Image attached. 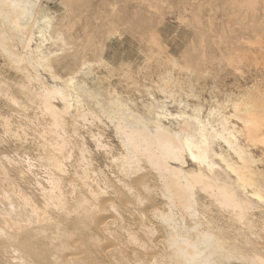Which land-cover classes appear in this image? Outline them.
I'll list each match as a JSON object with an SVG mask.
<instances>
[{"label":"rangeland","instance_id":"rangeland-1","mask_svg":"<svg viewBox=\"0 0 264 264\" xmlns=\"http://www.w3.org/2000/svg\"><path fill=\"white\" fill-rule=\"evenodd\" d=\"M234 1L243 6L240 5L239 8L238 4H235ZM247 1L248 0H31V2H22L21 5L25 9L22 18V26L28 28L30 32L27 31V38L20 37L22 43L20 41H17L18 44L16 42L17 45L13 43V47L17 56L19 58L24 56L26 62H29V64L31 63V66L29 64L28 66L32 68L28 67L27 71L26 69L24 70L25 65L24 67L21 64V66L16 65L18 69L19 67L21 68L19 69L21 71H19L14 67L15 64L12 65L13 63L6 56L0 54V216L3 217L4 215L3 218L7 216L10 220H13L15 217H18L19 214L24 220L26 217L33 220V218H35L33 217L35 215H32L34 211H31L33 208H30L31 206L28 204H33L32 207L35 206L39 208L38 210H41L42 207V209H44L45 206L43 205H45V201L42 198V190L43 188H46L45 190L47 191L50 190L47 177V175L49 176L50 169L45 159L47 157L46 155L54 149L57 143L67 144L69 146L68 150V146L65 145V152L70 156L67 155L70 160H67L65 163L68 165H65V168L68 169L66 172L69 177L72 175L74 176V174L69 173H75V171L81 173V168L85 165V163L82 162V155L79 152L81 148L86 149L85 158H87V162L91 160L90 164H93L92 169L94 167L96 171L99 169L105 170L107 175L115 171V169H111V166L107 169L109 164L106 165L108 160V156L106 157V155L109 153V150L115 151L114 153L120 151L117 140L114 138V124L120 118L116 115L115 117L111 115V110L119 111V108H121V111L127 112H124L125 115L122 114L126 121L128 120V123L131 122L140 126L142 123L139 120H142L151 131H153L154 123L157 120L156 114H160L161 110L164 109L163 112L167 113L166 115L169 120L165 119L163 125L177 133H180V131L182 132V130L185 131V133H192V136H194L193 138H196L195 134H199V130H203V128L205 130L207 127L205 131L208 132L205 134L212 132L211 130L220 129L219 119L228 116L227 118L230 117L232 119L229 118L228 123L230 121V125L232 124L236 131H239V134H237L239 145L246 150L248 149L247 151L250 152L252 156L254 155L253 158L255 162L259 161L263 163H258L255 166L256 169H259V172L262 170L264 171V143L262 145L260 144L264 141V137H259L261 138V142L257 139L259 142L256 141V144L255 142L253 144V142L248 141L246 138L248 134V132H246V127L243 128L244 124H242L240 119L238 120L236 117H233L235 114L234 112H236L234 108L236 104H239L241 108L253 105L256 101L259 102V104L257 103L259 106L264 104V0L254 1V5H252V2L251 4ZM248 3L252 5L254 10H250L252 8L250 7L251 5H247ZM256 4L258 5L256 6ZM253 6L256 7L254 8ZM62 33L63 35H60ZM56 34L58 36H56ZM31 35L32 37H30ZM62 37H64V39ZM152 38H154V40H152ZM27 42L29 43L30 50L24 48ZM20 44H23V46L21 47ZM37 47H40L39 50L41 52H39V50L37 51ZM233 51L235 52L233 53ZM68 53H73L74 55L67 56ZM42 56L52 61V66H48L47 68H49V71L51 70L50 68L53 69L51 70L53 76L47 71L46 67L37 65V60ZM83 57L86 59L85 61ZM240 59L242 61H240ZM50 61H48L49 65H51ZM81 63L83 65H81ZM183 68L186 70H183ZM187 69L190 72H188ZM24 72H29L30 74H28L34 79L37 78L35 80L36 82L33 81V85L28 84L24 75L22 76ZM55 75L58 78H56V80H54ZM72 77L74 78V85L78 88L74 86L76 90L73 92L74 97L71 98L72 100L69 99L71 105L69 116L67 114L63 115L64 117L68 116L65 119L67 124H69L65 129H62L57 127L58 125H55L54 121H50V118L53 120V116L44 113L43 105H40V101L34 99V96L42 91L43 86L47 88H60L63 87L65 79ZM22 85L26 87L30 85V89L27 88L31 96L21 92L20 86ZM79 87L85 89L86 92H82ZM255 88L256 92L258 89L257 93L253 92ZM250 90H252V92ZM114 94H116V96H114ZM258 94L261 96L259 97ZM76 96L79 97V100L76 99ZM261 98H263V100ZM112 99L115 102H113ZM253 100L256 101L252 102ZM76 101L79 103L77 104ZM248 101L251 102L248 103ZM52 102L53 107L55 106L58 111L64 112V102L61 99L58 98ZM110 103L114 106L112 107L111 105L110 107ZM242 103H244L243 105L245 106L242 107ZM118 104L121 107L118 106ZM115 106L118 108H114ZM149 111H152L153 114ZM254 111L256 110L254 109ZM88 112L89 114H87ZM214 112L215 114H213ZM83 114L88 115L85 120L81 118ZM223 114L224 116L221 117L220 115ZM49 115L51 117L48 118ZM92 116L95 119H93ZM108 116L112 117L113 123L107 118ZM193 117L196 118H194V121H196L197 124L191 122L193 121ZM187 118H189L190 128L180 127L184 126L183 120H188ZM90 123L92 124L90 125ZM151 124H153V127ZM195 124L197 126L200 125L199 128H203L198 130V127H196L197 129H195V127H192ZM191 128L192 130H190ZM208 128L209 130H207ZM72 129L74 131H72ZM193 129L195 132H192L194 131ZM219 129L217 130L218 132L214 130L212 134L210 133L209 136L207 135L208 140L211 139L212 142L215 143L212 144L213 146L211 147L214 152L217 154L224 152L226 154L227 149L221 138H216L219 139L217 140L219 143L213 140V137L220 133L221 130ZM48 130L54 134L49 133ZM185 133L180 134H182V136L184 134L185 136ZM241 133L242 135H240ZM94 136L96 138H93ZM198 138L197 136V139ZM94 142H96V144ZM97 142H101L100 144H103L106 148H99ZM75 147H77V149ZM107 147L109 148L107 149ZM44 153H46V155ZM230 155L235 158L233 153H230ZM262 155L263 158L261 157ZM79 158L81 159L79 160ZM260 159L262 160L260 161ZM214 163L217 165L216 169L219 167L223 174H229V172L225 170L223 163L220 162V159L214 158ZM71 166L72 168H70ZM110 169L112 170L111 172ZM262 174H264V172H262ZM23 175L25 177H23ZM111 175H109L110 178H113L115 174L113 173ZM261 175H259L261 178L258 177L263 181L264 177ZM226 177H229L232 181L236 180L235 177L230 174ZM66 179L68 180L69 178L66 177ZM97 179L98 183H95L98 185H93V189L98 192L102 189H104V191H109V188H106L108 186L105 182L100 180L101 177ZM16 182L17 184H15ZM73 182L77 185L76 189L81 190L78 186L79 183L77 181ZM154 182H152L153 184L151 185L153 190H156L155 185H157V183L156 181ZM46 184H49V186ZM66 185H64L66 187H64L63 191L73 196L74 193L72 192V188L69 187L68 184ZM99 185L103 188H99ZM86 190L89 192V189ZM86 190L83 189L82 191L84 192ZM104 191L102 190L100 192ZM68 194L65 196L69 200L72 196ZM21 196L26 202L27 200L29 202H24ZM86 197L89 198L88 195H86ZM19 198L22 200L20 199V201ZM249 198L253 200L251 196H249ZM251 200L250 203L253 202ZM7 201H9V204ZM156 202L159 205V207L157 205V208H159L161 212L167 213L168 210L166 208L164 209L162 200L159 196ZM263 202L260 204L263 205ZM260 204V207L258 206V211L257 209L255 210V216L257 218L255 216L253 218V220L257 219L256 221L258 223L254 221L256 222L255 225L256 229L258 228L257 230H262L264 227V206ZM136 206H138V208H136ZM146 206L147 203H145L144 206L133 205L131 209H129V213L128 210L125 212L120 210V213H118L120 214V219L116 214L115 219L118 220H115L116 222L114 221V224H111V228L109 229L110 234H102L104 238L101 235L102 232L98 233L99 230L95 227L92 228V230L89 229L88 233L97 238L98 244L104 243L100 246L102 249L110 250L108 248L114 242L113 245L115 247L120 246L121 243L126 240L125 238L129 237V233L138 232L137 228L140 222L137 217L140 216V213L144 214L147 212V215L145 214V225L151 226V223H153L157 228L162 226L163 223L160 220V222L158 220L156 221L152 216L155 211L154 208L150 211L146 209ZM141 207L143 211L146 212H143ZM5 208L6 210H4ZM11 208H14V211ZM139 208H141V211ZM144 208L146 210H144ZM54 209L55 211L51 210L49 213L54 211L59 215V208ZM56 209H58L59 213H57ZM24 210H27L26 213ZM259 210L262 213L259 212ZM148 212L150 215H148ZM213 212L210 214V217L216 219L218 215L217 211L213 210ZM15 214L16 216H14ZM49 215L52 217L55 216L54 214V216L51 214ZM71 216V219H73V215ZM23 219L22 224L26 223ZM107 220L112 221L113 219ZM187 222L190 224L189 220ZM122 223L125 225L122 226ZM127 223L129 226H127ZM33 224L37 225L35 219L33 220ZM135 226L137 228H135ZM163 226H165V224H163ZM242 230V236L248 237L253 242L261 243V239H257L254 235L255 232H250L246 229ZM112 233L114 235H112ZM51 234L52 233H50V235ZM119 238L121 240L123 239V242L120 241ZM117 239H119V241ZM105 240H108V242ZM75 242L79 243H75V245H77L73 246L75 248H80V241ZM105 242L107 243L106 246L110 244L108 248L102 246L105 245ZM110 248H113L112 245ZM72 250H69L66 255L68 253L72 254ZM8 251V254L5 253V256L3 254L2 256L0 255L2 258L4 256L3 260L0 259V264H17V258L14 257L17 255L13 254L12 249H8ZM71 254L67 255L69 257L67 258L68 260ZM6 257L9 259V261L6 259L8 263H6ZM12 257L15 258V261ZM2 261H4V263ZM12 261L14 263H10Z\"/></svg>","mask_w":264,"mask_h":264},{"label":"bare ground","instance_id":"bare-ground-1","mask_svg":"<svg viewBox=\"0 0 264 264\" xmlns=\"http://www.w3.org/2000/svg\"><path fill=\"white\" fill-rule=\"evenodd\" d=\"M24 1L31 2V0H0V54L6 56L13 63L12 65L15 64L14 67L17 70L21 68L19 67L18 69L16 65L17 66L23 65V67L25 65L24 70L25 69L27 70L28 67L32 68L30 67L31 63L29 64V62H26V58L24 56L21 58L17 56V54L14 51V47H13L14 45L13 43L16 44L17 41H20L21 36L25 38L28 35L27 31H29L28 28H24L22 26V18L25 13V9L22 7L21 4ZM254 1L256 2L257 0H253V1L248 0L247 2L253 3ZM236 3L238 4V2H235V4ZM249 3L247 5L252 4V3L251 4ZM240 5L242 4H238L239 8H240ZM247 5H244V6L248 7ZM252 5H254V3ZM252 5L250 6L251 8H252ZM257 5L258 4H256V6ZM256 6H253V7L255 8ZM250 10H254V9L252 8ZM60 35H63V33ZM56 36L58 35L56 34ZM30 37H32V35ZM62 38L64 39V37ZM152 40H154V38H152ZM20 45L21 47L23 46V44H20ZM24 46L26 50H30L29 48L30 46L28 42ZM39 49L40 47H37V51ZM39 52L41 51L39 50ZM234 52L235 51H233V53ZM70 53H68L67 56L75 54V52L74 54L73 53L70 54ZM231 58H232V55H231ZM241 59L240 61H242ZM85 60L86 59H84V61ZM48 61L50 60L47 57L42 56L40 59L37 60V65L44 66L46 68L48 66L51 67L52 61H50L51 65H49ZM82 63L81 65L83 64L85 65V62L83 64ZM28 64L30 66H28ZM92 65H95V64H92ZM101 65H102V62H101ZM50 69L53 70L52 68ZM51 70L49 71V68H47V71L50 72V74L53 76V74L51 73ZM183 70H186V69L183 68ZM189 70H190V67H189ZM189 70L187 69L188 72H190ZM26 72H24L25 74L23 73L22 76L24 75L28 84L30 85L32 83L34 84L33 81L37 79L36 78L37 76L35 77L36 79H34L31 77V75H29L30 74L29 72H28L29 74ZM56 78L57 77L55 75L54 80H56ZM73 81H74L73 77L69 79H65L63 82L64 83L63 87H60V88L58 87L57 88L56 87L47 88L46 86H43V88L41 87L42 91H40L34 96V99L39 100L40 105H43L42 107H43L44 113L50 114L53 116V120L52 118H50L51 119L50 121L51 122L54 121L55 122L54 124L58 125L57 127H60L62 129H65L66 126L69 124V123L67 124V121L65 118L69 116L68 115L69 109L71 107L69 103V99L74 97L73 92L76 91L74 87L76 85H74ZM29 86L27 85V87L30 89ZM27 87L24 85L20 86L21 92H24L25 94H29V90ZM76 88L78 87L76 86ZM256 88H255V91L253 90V92H256ZM79 89L82 90V92H86V90L83 89L82 87H79ZM250 91L252 92V90ZM257 92H258V89H257ZM114 96H116V94H114ZM260 96L261 95H259V97ZM58 98L64 102V112L63 113L60 110L58 111L57 108H55V106L53 107L52 105L53 103L52 101ZM78 98L79 97L76 96V99ZM263 98L261 99L263 100ZM113 99L112 101L115 102L114 101L115 99L114 100ZM254 101L256 100H253L252 102ZM250 102L248 101V103ZM78 103L79 102H77V104ZM257 103L259 104V102L256 101L255 104L250 105V106H245L243 105L244 103H242L241 104L242 107L245 106L243 108H241L239 104H236L235 107L233 106L236 112H234L235 113L234 116L232 115L233 117H236L238 120L240 119L242 124H244L243 128L246 127V132H248V134H247V137L245 135L243 136H245L248 141L253 142V144L254 142L256 144V141L259 142V140L261 142V138L259 137L261 136L264 137V104H261L262 103L261 102L260 103L261 105L259 106L257 105ZM111 105L112 104L110 103V107ZM254 105H257V106H254ZM113 106L114 105H112V107ZM118 106L120 105L118 104ZM116 107L117 106H115L114 108ZM120 109L121 108H119V111L118 110L117 111L111 110L112 112L110 111L112 113L111 115H113L114 117L116 115L117 117L120 118L114 124V132H115L114 138H116L117 140V144H118L120 151L118 153H114L115 151L113 152V150H109L108 151L109 153H107L106 155V157L108 156L106 165L109 164L107 166V169H109V166H111L112 170L115 169V171H112L110 169V172L112 171L111 174L113 173L115 174L113 178H110L109 175L111 174L108 173L109 175H107V173H105V170L99 169L98 171H96L94 170V167L92 169L93 164L92 163L90 164L91 160L87 162L88 160H86L87 158H85V154H86L85 148H81L79 151L80 154L82 155V162L85 163V165L83 164L84 165L83 168H81V173L75 171V173H69V174H74V176L73 175L70 177L67 176L68 173L66 172V170L68 169L65 168V165H66L65 163L67 160H70L69 158L70 156L66 154L65 152V149H66L65 145L67 144H59V143L55 144L56 146L51 151L52 154L51 152L48 153V155L44 153L47 156L45 159L47 161L46 164L49 166V169H50L49 176L47 175L48 182L50 184V187H49L50 190L47 191L45 190L46 188H43L42 190V196H43L42 198L45 201V205L43 206L45 207L44 209H42L43 207L42 208L40 207L41 210H38L39 208L35 206L32 207L33 204L31 203L28 204L31 206L30 208H33L32 210L30 208L28 209L36 213L35 214L33 212L32 215H35L33 216L35 217L33 218V220L35 219L37 225L33 224L32 219H28L26 217L27 219L25 218L24 220L23 218L19 216V214H18V217H15L14 219L12 216L13 220H10V218H8L7 216L6 218L8 219L3 218L4 215L3 217L0 216V218L2 217L0 219V255L2 256L3 254L5 256V253L8 254L9 252L8 249L10 250L12 249L13 254L17 255V256L13 255L15 258H17L16 260L17 264H264V227L262 228V230H257L258 228L256 229V225H255V223L257 222L256 221L257 219L253 220L255 216V210L257 209L258 211L259 204L260 203L262 204V202L264 201V178L262 181V179H260L261 177L259 176L264 171L262 170L261 172H259V169H256V166H255L258 163L259 164H263V163L257 160H256L257 162H255L253 158L254 155L252 156L250 152L247 151L248 149L246 150L244 147L239 145L238 143L239 141L237 138V134H239L238 133L239 131L237 132L235 127L232 126V124L230 125V121L228 123V119L230 117L229 118H227L228 116L223 117L224 114L220 115L223 118L219 117L220 118L219 119L220 129L218 127L217 128L221 131L220 133L216 134L215 137H213V140L217 141L219 139H216V138L220 137L221 140L224 142L223 144H225L227 151H226V154L224 152L217 154L211 148L213 146L212 144H215V143H213L211 139L208 140L209 134L210 133L212 134L215 129L214 130L210 129L212 132L205 134L208 132V131H205L207 127L205 128V130L203 127L199 128L200 125L197 126L196 125L197 122L194 121L196 119L195 117L192 118L193 121L191 120L190 121L196 124L194 126L192 125L191 126L195 127V129H197L196 127H198V130L203 128V130L202 129L199 130L200 131V132L198 131L199 134L196 133L198 135L194 133L196 138H193L194 136H192L193 135L192 133L189 134V132H186L189 134L188 135L182 129H181L182 132L180 131V133H185V136L184 134L182 136V134L172 131L171 129H168L169 127L168 128L165 127L163 125V122H165L164 121L165 119L166 120H169V119L166 115L167 113L163 112L164 109L161 110L160 114H156L157 120L155 121V123L153 122L154 123L153 131L148 129L147 126L144 124V121L142 120H139L142 123L141 125L139 124L140 126L134 123H131V122L128 123L127 122L128 120L126 121V119L123 116L125 111L123 112V110L121 111ZM254 109L256 111H254ZM150 113H152V111ZM66 114L68 116L64 117L63 115H66ZM87 114H89V112ZM209 114L212 115L211 113ZM213 114H215V112ZM50 115L48 116V118L51 117ZM86 116L88 115L83 114V116L81 117L82 120H85L87 118ZM42 117H43V114H42ZM107 118L111 121V123H113V119L111 116H108ZM187 119L188 120H185V119L183 120L184 126H180V127L187 128V129L190 128L189 118ZM54 124H53V127H54ZM91 124L92 123H90V125ZM152 125L153 124H151V126ZM218 129H216L215 131H217ZM190 130H192V128ZM207 130H209V128ZM72 131L74 130L72 129ZM192 132H195V130ZM240 135H242V133ZM102 136L101 138L104 140ZM197 136L199 137L198 139H197ZM93 138H96V137L94 136ZM194 139L195 140L197 139V140L195 141ZM62 143H63V140H62ZM94 143L96 144V142ZM100 143L97 144L99 148H102V149L106 148L103 144H100ZM217 143L219 142L217 141ZM263 143L264 141L260 144L262 145ZM67 148L69 150V146ZM75 148L77 149V147ZM108 148L109 147H107V149ZM230 153H233L235 158L231 157ZM67 155L69 157H67ZM261 157L263 158V155ZM214 158L220 159V162L223 163L225 170L229 172L230 175H233L235 177L236 179L235 181H232L229 177H226L229 174L228 173L223 174L222 170L219 169V167L218 169H216L217 165L214 163ZM80 159L81 158H79V160ZM261 160L262 159H260V161ZM70 168H72V166ZM262 175L261 176L264 177V174ZM23 177L25 176L23 175ZM66 177H68L69 179L67 180ZM99 177H101L100 180L105 182V184L108 186L106 188H109V191H104V189H102L104 192H100L102 190L98 192L97 190L93 189V185H98L97 178ZM73 181H77L79 183L78 186L81 188V190L76 189L77 185ZM154 181H156L157 183V185H155L156 190L154 189L155 195H154V190L151 185L153 184L152 182ZM65 182L66 184L69 185V187L72 188V192L74 193L73 196L72 194H68L63 191L64 187L67 186ZM15 184H17V182ZM49 184H46V185L49 186ZM99 188H103V187L99 185ZM83 189L84 190L89 189V192L87 190H86L87 192L86 191L83 192L82 191ZM66 194L71 195L72 198L68 200L65 196ZM86 195H88L90 199L86 197ZM158 196L162 200L164 209L166 208L168 210L167 213H163L160 211L159 208H157L158 204L156 201H157ZM249 196H251L253 200H251ZM20 199L21 198H19V200ZM250 200L253 202L250 203ZM8 202L9 201H7V203ZM24 202L26 201L24 200ZM28 202L29 201L27 200L26 203ZM145 203H147V206H146L147 210L149 209L151 211V209L154 208L155 211L152 214L153 218L156 221L160 220L163 224H165V226H163L162 224V226L157 228L155 227L156 225L155 226L153 225V223H151L152 224L151 226L145 225L146 224L145 214L147 215V212L143 211V208L141 207L142 211L146 213L144 214L140 213V216L137 217L140 223H138L139 227L137 228L135 226V228L138 229V232L129 233V237L125 238L126 240H124V242H123V239L121 240L119 238L120 241L123 242L121 243L120 246L115 247L113 245L115 243L114 242L113 244H111L113 248H110L111 246L110 244H108L110 245L108 248V245L106 246L107 244L106 242H108V240L107 241L105 240L106 241L105 245H102V246H104V248L106 246V248L110 250L102 249V247L100 246L101 244H104V243L98 244L97 238L91 236L92 234L89 235L90 234L88 233L89 229L92 230V228L94 227L97 228V230H99L98 233L102 232L101 235L103 233L105 235L110 234L109 229L111 228V224H114V221L118 220V219H115V217L120 215L118 214L120 213V210H123L124 212L128 210V213H129L130 212L129 209H131V206L133 205L144 206ZM28 205L26 206L28 207ZM261 206H264V204ZM54 208H59V212H60L59 215L54 212L55 211ZM136 208H138V206H136ZM141 208H139V210ZM146 209L144 208V210ZM4 210H6V208ZM51 210H54V211L52 213L51 212L49 213V211ZM56 210H57V213H59L58 209ZM213 210L217 211L218 215L216 216V219L214 217L213 218L210 217L211 216L210 214L213 212ZM10 211H9V214L11 215ZM257 211H256V214H257ZM259 212L261 211L259 210ZM16 214L14 216H16ZM49 214L51 215L54 214L55 216L53 215L54 217H52ZM71 215H73V219H71L72 217ZM148 215H150V213ZM22 219L26 223L22 224L23 222ZM107 219L109 220L113 219V220L108 221ZM119 219H120V216H119ZM188 220L190 224H188L187 222ZM123 225L125 224L122 223V226ZM127 226H129L128 223H127ZM242 229H246L247 231H250V232H255L254 235L256 236L257 239H261V243L253 242L248 237L242 236V233H243ZM50 233L52 234L50 235ZM53 235L56 237H54ZM112 235L114 234L112 233ZM102 236L104 238V235ZM262 237H263V240H262ZM119 239L117 240L119 241ZM74 240L80 241L81 243V245H79L80 248H75L73 246L75 245V243H79V242H75ZM69 250H72L73 252L70 251L72 252V254L68 253L69 255L71 254V257L68 260L67 258L69 257L67 256L68 254L66 255V253L69 252ZM9 254H12V253H9ZM14 257L12 258L15 261ZM3 258L0 257L1 260H3ZM6 259L7 257L5 258V260ZM7 260L9 261V259ZM8 261L6 263H8ZM2 262L4 263V261ZM10 263H14V262L12 261Z\"/></svg>","mask_w":264,"mask_h":264}]
</instances>
